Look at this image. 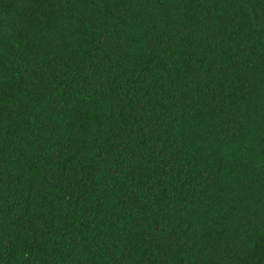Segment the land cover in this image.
<instances>
[{
  "label": "trees",
  "instance_id": "trees-1",
  "mask_svg": "<svg viewBox=\"0 0 264 264\" xmlns=\"http://www.w3.org/2000/svg\"><path fill=\"white\" fill-rule=\"evenodd\" d=\"M0 264H264V0H0Z\"/></svg>",
  "mask_w": 264,
  "mask_h": 264
}]
</instances>
